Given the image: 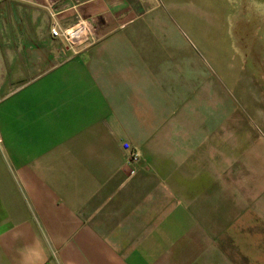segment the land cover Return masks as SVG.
Listing matches in <instances>:
<instances>
[{"label":"crops","instance_id":"1","mask_svg":"<svg viewBox=\"0 0 264 264\" xmlns=\"http://www.w3.org/2000/svg\"><path fill=\"white\" fill-rule=\"evenodd\" d=\"M166 7L0 0V264H264V188L157 159L191 67Z\"/></svg>","mask_w":264,"mask_h":264},{"label":"rangeland","instance_id":"2","mask_svg":"<svg viewBox=\"0 0 264 264\" xmlns=\"http://www.w3.org/2000/svg\"><path fill=\"white\" fill-rule=\"evenodd\" d=\"M166 4L174 34L182 37L175 57L189 47L191 67L190 76L182 78V107L175 103L169 111L175 124L184 117L183 123L155 142L162 153L158 161L181 165L189 158L197 165L204 157L199 148H217L218 157L205 158L221 164L222 178L227 174L247 185L252 177L254 188H264V0Z\"/></svg>","mask_w":264,"mask_h":264},{"label":"built area","instance_id":"3","mask_svg":"<svg viewBox=\"0 0 264 264\" xmlns=\"http://www.w3.org/2000/svg\"><path fill=\"white\" fill-rule=\"evenodd\" d=\"M50 34L52 36L62 35L65 40L71 44H74L76 42V38L79 37L77 29L65 28L60 32L55 26L50 28ZM122 147L128 151V156L132 161H137L139 159L138 153L132 149L127 142H123Z\"/></svg>","mask_w":264,"mask_h":264}]
</instances>
